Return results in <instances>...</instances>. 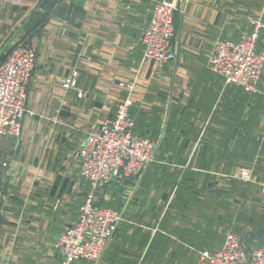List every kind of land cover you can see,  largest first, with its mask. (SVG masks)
I'll return each mask as SVG.
<instances>
[{
    "label": "crops",
    "instance_id": "1",
    "mask_svg": "<svg viewBox=\"0 0 264 264\" xmlns=\"http://www.w3.org/2000/svg\"><path fill=\"white\" fill-rule=\"evenodd\" d=\"M156 1L0 0V63L25 41L36 54L21 133L0 142L9 162L0 170V264H61L54 243L91 190L78 150L127 96L119 80L135 82L134 132L158 136V159L133 182L94 192L125 221L98 262L71 264H198L227 230L246 242L251 230L249 246H264V70L247 93L208 66L215 41H239L252 20L264 52V0H171L176 60L165 64L145 60L140 42ZM242 167L254 181L228 186L221 175Z\"/></svg>",
    "mask_w": 264,
    "mask_h": 264
},
{
    "label": "built area",
    "instance_id": "2",
    "mask_svg": "<svg viewBox=\"0 0 264 264\" xmlns=\"http://www.w3.org/2000/svg\"><path fill=\"white\" fill-rule=\"evenodd\" d=\"M174 11L175 3L171 0L154 3L149 24L140 38L145 60L165 64L176 59L172 47ZM251 23L252 31L239 41L216 40L208 56L211 72L222 77L225 84L238 86L247 93L256 91L264 68V52L257 49L262 24L258 20ZM35 62L34 49L27 44H18L0 63V142L4 137H18L21 133L27 88ZM117 85L127 96L118 100L113 117L90 125L78 150L80 174L89 182L91 190L80 204L74 222L64 226L54 243L61 264L80 259L100 260L123 221V213L97 205L94 192L105 184L141 176L155 161L157 142L134 132L130 108L135 82L119 80ZM62 86L76 89L75 82L69 79ZM76 91L77 97H82V91ZM8 167L9 162L2 157L0 150V170ZM236 179L253 182L252 168H240ZM258 184L264 196V177ZM198 264H264V246L251 247L242 237L228 231L220 247L199 252Z\"/></svg>",
    "mask_w": 264,
    "mask_h": 264
},
{
    "label": "rangeland",
    "instance_id": "3",
    "mask_svg": "<svg viewBox=\"0 0 264 264\" xmlns=\"http://www.w3.org/2000/svg\"><path fill=\"white\" fill-rule=\"evenodd\" d=\"M159 1H161V0H159ZM154 5V4H153ZM23 44H28V42L27 41H25V42H22ZM176 60V59H175ZM174 60V61H175ZM263 70H264V68H263ZM262 70V71H263ZM262 74V73H261ZM222 78V77H221ZM260 78H261V75H260ZM260 78H259V81H260ZM223 79V78H222ZM225 84V83H224ZM258 84H259V82H258ZM225 85H227V84H225ZM257 87H258V85H257ZM258 91V88H256V91L254 92V93H256ZM156 142H157V149H156V156H155V161L158 159V136H157V138H153ZM154 161V162H155ZM150 166V165H149ZM148 166V167H149ZM147 167V168H148ZM243 168H245V167H243ZM239 170V169H238ZM238 170L235 172V173H233V174H227V175H221V176H223L224 178H225V180H226V182H227V185L229 186V184H230V182H233L235 179H236V176H237V174H238ZM146 171V170H145ZM140 177V176H139ZM138 177V178H139ZM263 177H264V175H263ZM137 178V179H138ZM135 179V178H134ZM133 178L132 179H122L120 182H118V184L122 187V185H124L125 183H127L128 181H132L133 182V180H134ZM263 179V178H262ZM261 179V180H262ZM260 180V181H261ZM259 182H256V185L259 187V184H258ZM109 185H112V183H109L108 185L107 184H105V186L103 185V187L102 188H104V187H107V186H109ZM100 188V187H99ZM259 192H260V194H261V189L259 188ZM130 193H132V190H130ZM122 194H123V192H122ZM122 194L120 195V196H118L119 198H120V200L122 201ZM262 195V194H261ZM263 196V195H262ZM127 197H129V195L127 194ZM264 197V196H263ZM118 199V198H117ZM126 199H128V198H126ZM96 202V201H95ZM233 203V202H232ZM111 207V206H110ZM113 207V206H112ZM115 209V208H114ZM118 211H121L122 213H123V221H122V223L125 221V217H124V209L123 208H120V209H117ZM243 216V219H245V215H242ZM228 221H231L230 219L228 220ZM227 231H230V230H227ZM238 233H242L243 231H244V229L243 228H240V229H238V230H236ZM252 231L251 230H246L245 232H243L242 234L243 235H245L246 237H247V242H250V243H254V241H256V239L255 238H252L253 236H250V238H249V235H251V234H249V233H251ZM259 234H261V233H259ZM245 238V237H244ZM246 240V239H245ZM200 252V251H199ZM104 254V253H103ZM198 257H199V253H198Z\"/></svg>",
    "mask_w": 264,
    "mask_h": 264
},
{
    "label": "trees",
    "instance_id": "4",
    "mask_svg": "<svg viewBox=\"0 0 264 264\" xmlns=\"http://www.w3.org/2000/svg\"><path fill=\"white\" fill-rule=\"evenodd\" d=\"M9 52H10V49L6 52V55L4 56V59L8 56ZM2 62H3V61H2ZM120 181H121V180H120ZM120 181H118V182H120ZM111 183H113V182H111ZM96 204H97V205H101V204H99V203H97V202H96ZM102 206H103V205H102Z\"/></svg>",
    "mask_w": 264,
    "mask_h": 264
}]
</instances>
